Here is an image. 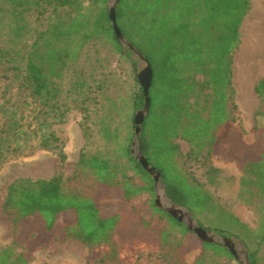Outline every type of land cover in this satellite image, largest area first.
Masks as SVG:
<instances>
[{
  "label": "trees",
  "instance_id": "1",
  "mask_svg": "<svg viewBox=\"0 0 264 264\" xmlns=\"http://www.w3.org/2000/svg\"><path fill=\"white\" fill-rule=\"evenodd\" d=\"M109 1L0 0V68L10 81L5 86L10 95L0 103V167L39 150L59 158L51 177H19L7 186L2 212L12 239L0 243V264H30L31 253L19 240L27 219H38L49 241L77 240L89 250L101 249L86 264L233 259L223 246L201 241L154 204V180L130 151L133 118L143 106L137 63L115 38ZM250 8V0H117L115 7L121 34L152 68L140 151L159 171L169 200L224 228L236 225L233 214L214 201L190 169L201 167L207 182L214 183L220 171L211 162L214 151L231 131H244L231 57ZM255 92L264 105V76ZM73 111L83 115V145L73 172L64 178L65 139L56 127ZM92 116L96 120L88 125ZM262 129L255 127V132ZM258 135L262 146L241 167L238 193L261 201L255 206L261 216L256 229L237 224L251 264H261L258 252L264 243V133ZM177 139L188 144V152H181ZM110 190L120 193L128 209L107 212L97 203ZM142 196V206H136L133 201ZM127 210L144 238L157 242L139 250L131 262L121 260L118 241ZM208 211L216 214L214 219L204 215ZM190 236L200 249L192 261L184 253Z\"/></svg>",
  "mask_w": 264,
  "mask_h": 264
},
{
  "label": "rangeland",
  "instance_id": "2",
  "mask_svg": "<svg viewBox=\"0 0 264 264\" xmlns=\"http://www.w3.org/2000/svg\"><path fill=\"white\" fill-rule=\"evenodd\" d=\"M113 0L109 1V5ZM252 4L256 7L260 5L257 0H252ZM20 10H24L20 8ZM12 11V5H11ZM10 11V13H11ZM24 24L27 18H24ZM30 19V18H29ZM28 19V20H29ZM10 20H6L9 22ZM12 21V19H11ZM23 23V22H21ZM250 24L246 23L241 27L242 34L245 28L250 30ZM240 48L237 47L233 51L232 55L238 54ZM131 58L136 61L137 72L140 69L142 63L136 59L133 54ZM232 61V57H231ZM2 71L0 68V103L8 98L10 95L9 89L5 92V86L10 83L9 80H5L1 76ZM233 70H232V82H233ZM139 83V82H138ZM14 84L11 85L12 91L14 90ZM15 86V85H14ZM241 92V91H240ZM239 92H235L236 103L238 105V118L244 127L243 132L231 131L229 135L220 142L212 159V164L219 168V173L216 176L214 183L209 184L206 180L204 170L198 166H191V172L204 183L205 188L210 192L214 201L221 207L228 210L233 214V222L236 225L231 228H224L223 226L209 224L208 220L200 214L193 215V218L200 221L203 225L211 228L206 230L207 232L219 233L218 231L227 232L223 234L227 237L236 238V248L238 250L239 259L243 260V253L241 252V245L244 244L248 250V246L239 236L242 231L238 225H247L252 229L257 228V224L260 221L259 211L255 209V206H260V198L254 199L244 195L239 197V177L241 176V167L249 160L250 156L257 153L262 144L258 139V134L264 133V105L261 106L257 95L254 92L249 91L247 88L248 100H245ZM243 106L249 107L244 109ZM82 113L79 111H73L69 115V119L66 123L57 126V131L65 139L64 150L66 152V160L62 169L64 178H67L73 172L79 150L83 145V136L81 131L80 122L82 120ZM90 120V119H89ZM96 119L92 116L91 123L88 121V125H91ZM255 127H262L259 132H255ZM180 145L182 153H186L189 150L188 144L180 139H177ZM59 158L56 154L39 150L33 154L27 156H20L9 159L0 167V243L9 244L12 239L11 224L7 217L2 212V204L6 194L7 186L15 179L19 177L30 178H49L59 168ZM144 196L133 201L136 206H142ZM249 200L252 203H249ZM97 203L104 208L105 211L118 210L119 208L128 209L125 204H121V196L118 191H104L97 197ZM204 215L208 219H214V212H204ZM65 218L67 216H64ZM124 225L122 234L118 237L120 244V257L123 262H131L136 253L139 250L154 247L157 242L148 241L144 238V234L136 229V222L133 220L131 213L127 210L124 215ZM238 224V225H237ZM234 225V224H233ZM43 228L38 219H27L22 224V231L19 237L20 242L31 253L30 264H86L88 259L95 258L101 251V249L89 250L86 246L81 244L77 240H68L64 243L49 241L46 235H42ZM221 234V233H220ZM238 235V236H236ZM198 240L193 236L188 238V243L184 248V253L188 261H192L199 255L200 249ZM258 257L261 258V264L264 263V243L260 245ZM219 264H240L239 260L233 259H221Z\"/></svg>",
  "mask_w": 264,
  "mask_h": 264
},
{
  "label": "water",
  "instance_id": "3",
  "mask_svg": "<svg viewBox=\"0 0 264 264\" xmlns=\"http://www.w3.org/2000/svg\"><path fill=\"white\" fill-rule=\"evenodd\" d=\"M117 5V0H113L112 4L109 5V19L112 25V29L116 40L128 48L133 56L138 59L142 65L137 72V80L142 88L143 92V106L135 112L133 122H134V136L131 141L130 151L135 159L141 164L142 168L151 176L154 180V204L157 208L161 209L163 212L169 214L179 223L185 225L187 229L193 232L197 238L203 242L213 243L223 246L230 254L239 260L240 264H251L248 250L244 244L241 245V252L243 253V260L239 259V252L236 248V238L227 237L220 233L207 232L202 229L193 218L192 212L185 206L172 202L168 199L165 192V185L161 180L160 173L157 169L151 166L146 158L140 151V133L142 122L149 111L150 98H149V88L152 82V68L149 61L141 52L122 34L116 22L115 7Z\"/></svg>",
  "mask_w": 264,
  "mask_h": 264
},
{
  "label": "crops",
  "instance_id": "4",
  "mask_svg": "<svg viewBox=\"0 0 264 264\" xmlns=\"http://www.w3.org/2000/svg\"><path fill=\"white\" fill-rule=\"evenodd\" d=\"M251 1V8L247 15L244 17V20L239 28L240 34V43L239 48L240 51L238 54L232 55V64L231 69L233 70V87L235 92L238 93L242 91L240 82L238 81V73L249 71L250 68L245 66L246 56L251 53H256V60L255 62L252 60L251 64L254 66V75H252L250 82H249V91L255 92V86L258 81L264 76V0H257L260 2L259 6H255L252 4ZM250 24V30L245 28V31L242 34L241 27L246 24ZM236 50V49H235ZM247 109L249 107H244Z\"/></svg>",
  "mask_w": 264,
  "mask_h": 264
},
{
  "label": "bare ground",
  "instance_id": "5",
  "mask_svg": "<svg viewBox=\"0 0 264 264\" xmlns=\"http://www.w3.org/2000/svg\"><path fill=\"white\" fill-rule=\"evenodd\" d=\"M254 59H256V53H251L248 56H246L245 66H248L250 68V70L238 73V75H239L238 81L240 82V86L242 89L240 94L242 97H244V94L247 93V88L249 86L250 79H251L252 75H254L253 69H254L255 65L251 64L252 60L254 62L256 61ZM246 95H248V93ZM244 99L248 100V97L245 96Z\"/></svg>",
  "mask_w": 264,
  "mask_h": 264
}]
</instances>
